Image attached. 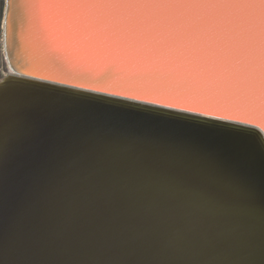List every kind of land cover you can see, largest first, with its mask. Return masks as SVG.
Returning a JSON list of instances; mask_svg holds the SVG:
<instances>
[{"label":"water","instance_id":"95a60500","mask_svg":"<svg viewBox=\"0 0 264 264\" xmlns=\"http://www.w3.org/2000/svg\"><path fill=\"white\" fill-rule=\"evenodd\" d=\"M108 10L5 0L0 264H264V35L141 44Z\"/></svg>","mask_w":264,"mask_h":264},{"label":"clouds","instance_id":"9594fccd","mask_svg":"<svg viewBox=\"0 0 264 264\" xmlns=\"http://www.w3.org/2000/svg\"><path fill=\"white\" fill-rule=\"evenodd\" d=\"M67 8L109 6L108 23L141 44H175L209 35H264V12L243 5L264 0H49ZM111 95V94H110Z\"/></svg>","mask_w":264,"mask_h":264},{"label":"rangeland","instance_id":"374dc122","mask_svg":"<svg viewBox=\"0 0 264 264\" xmlns=\"http://www.w3.org/2000/svg\"><path fill=\"white\" fill-rule=\"evenodd\" d=\"M5 11V0H0V78L9 73L3 49V19Z\"/></svg>","mask_w":264,"mask_h":264},{"label":"bare ground","instance_id":"6f19581e","mask_svg":"<svg viewBox=\"0 0 264 264\" xmlns=\"http://www.w3.org/2000/svg\"><path fill=\"white\" fill-rule=\"evenodd\" d=\"M15 59V61H14ZM19 59H21V57L19 56ZM8 61V58H7ZM20 60H18L17 58H11V62L8 61L7 64L8 66L13 70H18V71H25V69H27L26 67L22 66V64L19 63Z\"/></svg>","mask_w":264,"mask_h":264}]
</instances>
